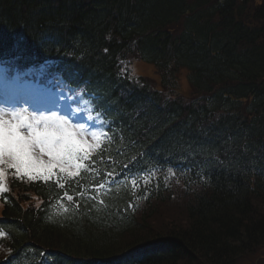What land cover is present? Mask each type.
I'll use <instances>...</instances> for the list:
<instances>
[{
    "label": "trees",
    "instance_id": "16d2710c",
    "mask_svg": "<svg viewBox=\"0 0 264 264\" xmlns=\"http://www.w3.org/2000/svg\"><path fill=\"white\" fill-rule=\"evenodd\" d=\"M10 1L0 0V25L2 24L6 28L2 33L3 37L15 35V43L11 46L14 47L25 41L23 37L28 36V31L34 30L35 27L30 24L29 20H23V14H19L17 17L10 6ZM71 1L72 6L75 5L78 8V2L82 0ZM87 1L90 2L86 8L87 11L77 14L75 17L71 15L73 13L71 9L58 10L56 13V22L60 19L64 21L65 26L75 24L85 28V30L81 28L79 33L74 36L73 43H70L71 34L64 36L54 34L49 29L51 21L47 22L48 29L43 34L49 40L51 52H61L65 55L72 53L74 57L76 56L75 59L81 63L78 68L80 73L87 75L104 73L105 69H109L106 67H109L112 62V50L110 49L117 47L120 42L125 40L117 31L114 32L116 39L113 40L106 36L90 37V32H86V28L89 30V27L93 25L94 15L99 16L106 9V13L109 12L108 9L129 13L130 21L133 18L135 21V24H132V28H130V33L135 37L148 32H153L151 36H156L163 27L180 22L183 29L189 28L190 24L203 29L205 32L203 39L215 34L221 37L223 42L209 40L206 45L216 48L224 60L199 69V77L196 80L214 78L213 82L218 84L230 71L233 73L234 79L237 78L240 82L241 75L256 76L258 73L254 68L264 64V49L255 47V45L260 47L261 44L256 39L258 37L256 31L245 26L244 21L247 18L242 19L237 12L245 7L253 13L251 17L253 21L261 19L264 21V0H224L219 7L214 6L211 0H125L128 2L129 11L120 4L122 0ZM129 27H131L130 23ZM89 38L91 39L88 40ZM199 38V34L196 33L193 40L197 42ZM96 44L101 50L94 49ZM188 52L185 50L184 53ZM253 55L255 57L249 63L248 59ZM178 59L165 71L167 76L174 79L177 74L176 63L184 65L188 63ZM73 68L74 66H67L66 71ZM188 71L193 75V70ZM205 86L199 84L198 89H204ZM238 87L236 86L237 90ZM258 95H264V86L259 88ZM233 98L236 96L232 94L231 90L226 85H221L219 92L210 100V103L221 111L219 114L225 116L227 123L215 122L212 126L200 131L201 134L204 133L207 136V139L215 138L222 133L228 134L226 145L238 150L237 154L232 157L233 163L228 159L216 158L215 154L218 150L212 146L206 149L200 148L199 146L205 144L204 141H201L200 144L198 140L194 145H187L188 141L182 138L178 125L169 128L179 142L182 141L183 146L181 153H178L171 143L165 144L167 156L173 160L180 161V164L186 166L190 163L183 158L186 156L194 158L197 154L199 155L201 150H204L202 155L207 152L205 156L196 159L198 163L197 166L194 164L195 168L190 164L192 172L186 178L189 184L186 185L190 188L201 185L200 189L203 193L200 192L192 208H186L185 216L180 213L179 217H170L169 214L155 211L157 203L154 201L162 199V194L157 192L150 197L151 200H148V204L138 206L140 209L144 207L140 211V217L138 214L131 213L133 218L125 225L110 227L117 233H112V235L92 233L84 243V238L74 227L62 225L54 226L53 229L36 227L37 233H39L38 229H41L37 240L42 239L49 246H59L62 243L79 245V247L87 245L88 251H96L98 255L106 257L132 248L156 234H169L175 237L168 241L167 245L169 246H166L156 256L141 260L131 258L128 264H203V262L204 264H232L233 259L248 252L249 248L264 243V140L257 136V140L261 142L258 143L253 139L254 135L251 136L252 126H258L261 123L250 120L253 118L243 121L244 118L239 115L235 120L231 119L230 116L236 114L239 109V106L236 107L239 104L238 101ZM201 134L197 135L202 136ZM213 149L216 152L212 151ZM176 157L178 158L176 159ZM235 165L239 166L234 167ZM207 167H212L217 176H223L220 180L217 178L208 179V185H218L217 188H221V193L208 192L206 179L202 175ZM229 174L231 175L228 178ZM127 197L121 196L123 201H129L124 202V210H127L129 205L138 203L133 196L130 198L127 194ZM39 213V210H33L27 216L39 217ZM47 219L53 220H46L45 226L58 222L56 217ZM36 225L37 222L33 223L32 238H34L33 229ZM58 238L61 241H58Z\"/></svg>",
    "mask_w": 264,
    "mask_h": 264
},
{
    "label": "snow or ice",
    "instance_id": "6c2138e0",
    "mask_svg": "<svg viewBox=\"0 0 264 264\" xmlns=\"http://www.w3.org/2000/svg\"><path fill=\"white\" fill-rule=\"evenodd\" d=\"M93 138L98 139L95 134ZM88 147L80 132L55 113L30 116L14 111L5 118L0 110V180L9 169L33 180H48L57 169L72 175L68 169L80 166L81 156L88 155Z\"/></svg>",
    "mask_w": 264,
    "mask_h": 264
},
{
    "label": "rangeland",
    "instance_id": "374dc122",
    "mask_svg": "<svg viewBox=\"0 0 264 264\" xmlns=\"http://www.w3.org/2000/svg\"><path fill=\"white\" fill-rule=\"evenodd\" d=\"M62 96H63V94H60L59 96H57V95H55V97H56V100H61L62 99ZM164 209L162 208V207H159L158 208V213L159 212H162ZM167 215V214H166ZM173 217H177L175 214L174 215H172ZM158 228H160V226H158Z\"/></svg>",
    "mask_w": 264,
    "mask_h": 264
},
{
    "label": "bare ground",
    "instance_id": "6f19581e",
    "mask_svg": "<svg viewBox=\"0 0 264 264\" xmlns=\"http://www.w3.org/2000/svg\"><path fill=\"white\" fill-rule=\"evenodd\" d=\"M110 50L116 51V52L118 51L116 47H112Z\"/></svg>",
    "mask_w": 264,
    "mask_h": 264
}]
</instances>
